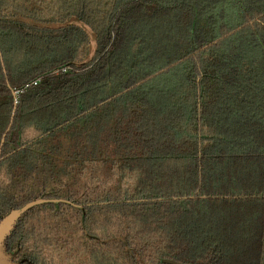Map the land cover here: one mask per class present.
Listing matches in <instances>:
<instances>
[{
    "label": "trees",
    "instance_id": "obj_1",
    "mask_svg": "<svg viewBox=\"0 0 264 264\" xmlns=\"http://www.w3.org/2000/svg\"><path fill=\"white\" fill-rule=\"evenodd\" d=\"M0 150V219L82 205L22 264H263L264 0H0Z\"/></svg>",
    "mask_w": 264,
    "mask_h": 264
},
{
    "label": "water",
    "instance_id": "obj_2",
    "mask_svg": "<svg viewBox=\"0 0 264 264\" xmlns=\"http://www.w3.org/2000/svg\"><path fill=\"white\" fill-rule=\"evenodd\" d=\"M13 122H14V115L12 116L7 132L3 137L2 144L4 143L6 139V135L13 125ZM0 154H1V150H0ZM59 202H68L69 204L82 207V205L75 204L72 201L63 198H53V199L39 198L24 204L20 208L10 211L0 219V264H22L24 262V260H15L16 254L10 253L8 250V239L11 236L21 216L24 215L28 210L38 205L47 204V203L58 204ZM163 262L166 264H186L170 258L164 259ZM263 264H264V259H263Z\"/></svg>",
    "mask_w": 264,
    "mask_h": 264
},
{
    "label": "built area",
    "instance_id": "obj_3",
    "mask_svg": "<svg viewBox=\"0 0 264 264\" xmlns=\"http://www.w3.org/2000/svg\"><path fill=\"white\" fill-rule=\"evenodd\" d=\"M35 84H37V81L34 82ZM31 84H26L25 88H28ZM23 90H21L20 92H22Z\"/></svg>",
    "mask_w": 264,
    "mask_h": 264
},
{
    "label": "flooded vegetation",
    "instance_id": "obj_4",
    "mask_svg": "<svg viewBox=\"0 0 264 264\" xmlns=\"http://www.w3.org/2000/svg\"><path fill=\"white\" fill-rule=\"evenodd\" d=\"M15 260H18V259L15 258Z\"/></svg>",
    "mask_w": 264,
    "mask_h": 264
}]
</instances>
